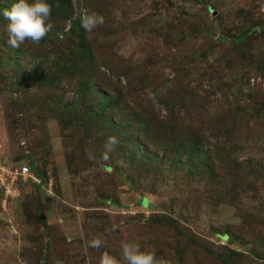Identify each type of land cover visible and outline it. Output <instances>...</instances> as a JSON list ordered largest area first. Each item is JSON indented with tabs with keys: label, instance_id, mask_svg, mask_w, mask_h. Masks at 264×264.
Listing matches in <instances>:
<instances>
[{
	"label": "rangeland",
	"instance_id": "rangeland-1",
	"mask_svg": "<svg viewBox=\"0 0 264 264\" xmlns=\"http://www.w3.org/2000/svg\"><path fill=\"white\" fill-rule=\"evenodd\" d=\"M47 3L52 30L18 49L0 14V161L32 171L0 183V264H99L96 236L118 259L135 240L170 264H218L230 248L238 264H264V0ZM84 9L103 25L86 32ZM197 135L229 138L227 166L189 169L179 147ZM187 238L206 250L174 258Z\"/></svg>",
	"mask_w": 264,
	"mask_h": 264
},
{
	"label": "clouds",
	"instance_id": "clouds-1",
	"mask_svg": "<svg viewBox=\"0 0 264 264\" xmlns=\"http://www.w3.org/2000/svg\"><path fill=\"white\" fill-rule=\"evenodd\" d=\"M51 6L47 0H18L10 8L3 10L2 16L8 21L6 25L7 43L12 48H20L25 41L39 44L52 30ZM81 26L86 32H91L103 25L104 17L95 11L84 9L81 12ZM119 143L118 138L110 136L103 146L102 159L108 160L109 154L115 150ZM89 159H95L90 149L85 150ZM117 225L112 224L106 232H115ZM89 247L94 249L104 248L99 257V264H170L163 257H158L155 250L143 249L135 240H125L120 244V256L113 255L107 250L106 241L101 236H96L89 241Z\"/></svg>",
	"mask_w": 264,
	"mask_h": 264
},
{
	"label": "trees",
	"instance_id": "trees-1",
	"mask_svg": "<svg viewBox=\"0 0 264 264\" xmlns=\"http://www.w3.org/2000/svg\"><path fill=\"white\" fill-rule=\"evenodd\" d=\"M54 9L57 11V13L59 15H63V13L61 11L62 8H54ZM67 18H68V15L64 17V20L66 21ZM72 25H75V22H73ZM241 39H242V37L239 38L238 41H240ZM175 99L176 98H173L171 101H168V103L170 104V106H168V112L170 113V116H171V112H172V106L174 105V108H175L177 106V104L179 103V100H175ZM72 107H74V106H72ZM76 113H79V111H76ZM148 115H149V117H153V115H151V114H148ZM94 117H95V115H91V116H89L88 119L89 120H92ZM146 117H142L140 115H138V116L136 115V119H137V121H139V123L141 125H142V123H143V125L148 123L147 121L149 120L148 119L149 117L148 116H146ZM168 117L169 116H163V115H161L159 117V118H162L163 119L162 122H161V127H160L161 130H162V128L164 129V131H166L168 129L167 128V121H164V120H168L167 119ZM140 121H142V123ZM138 127H142V126L138 125ZM182 130L183 129H181V127H179L177 129H175L174 131H172L171 134L174 135L173 137L175 138L176 137L175 135L178 136L179 135V132L182 131ZM140 131H142V133H144V129H142V130H141V128L138 129V133ZM132 133H136V129H133L132 130ZM153 135H154V133H153ZM156 135L157 136L159 135V132L158 131H157ZM126 137H123V139L126 140ZM142 137L145 140L143 144H146L148 142L147 140H152L153 141V138H151V136H149V134L147 132H146V135H143ZM154 137H155V135H154ZM221 137H222V135H220L219 137H217V139H220ZM192 138H194L193 139V143L191 145H189L191 152L189 150H187V148L184 147V146H180L179 147L180 151H182L181 153H184V154H186L189 157L188 160H187L188 161L189 169H191V170H202L201 167H204L205 170H207V169L208 170H215V169L218 170V168L222 169L220 167V165H226L227 166V158H226V156H228L229 153L227 152V155H224L223 154V150L228 145L230 147L229 138L226 139V140H224V141L219 140V141H217L215 143V145H213L212 142L209 139H206L204 137L202 138L201 135H200V137L197 135V138L196 137H192ZM192 138H191V140H192ZM129 141L132 144L136 145V146H137V144H139L138 140L135 139L134 136L133 137H129ZM179 154H180V152H179ZM147 157L150 160L153 159L150 156H147ZM154 161L155 162H161L162 160H154ZM176 162L179 163V164H181L180 163L181 161H176ZM229 168L232 169L231 167H229ZM223 170H225V169H223ZM36 177L39 178L41 176L39 175V176H36ZM166 222H168V221H166ZM170 222H173V221L170 220ZM217 236H220L222 239L229 240L230 243H232V244L235 242L234 240L229 239L230 238L229 237V234H224V235L217 234ZM242 240H245V239H242ZM185 245H186V247L183 248V249H181L182 252H179L178 253L179 255H175L174 258L184 257V255H185V249L187 251L189 248H192L194 246H199V247L202 246V247H204L202 244H198V242L195 241L193 238H187V244L185 243ZM187 246H189V247H187ZM202 247L199 248V249L205 251L206 249L205 248L203 249ZM228 252L229 253H227V254H217L216 255V262L218 264H238L239 257H241L242 254L240 252L236 251L235 249H231V248L228 249ZM204 263H206V261Z\"/></svg>",
	"mask_w": 264,
	"mask_h": 264
},
{
	"label": "built area",
	"instance_id": "built-area-1",
	"mask_svg": "<svg viewBox=\"0 0 264 264\" xmlns=\"http://www.w3.org/2000/svg\"><path fill=\"white\" fill-rule=\"evenodd\" d=\"M2 165V166H1ZM32 176L28 167H22L20 170H11L5 162L0 161V183L2 187H8L13 185L19 177Z\"/></svg>",
	"mask_w": 264,
	"mask_h": 264
}]
</instances>
